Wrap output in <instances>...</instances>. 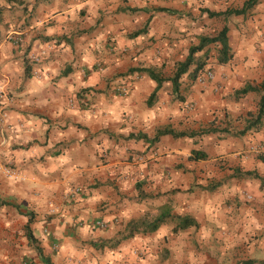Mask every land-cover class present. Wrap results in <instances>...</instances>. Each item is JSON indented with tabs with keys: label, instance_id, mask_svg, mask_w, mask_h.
<instances>
[{
	"label": "clouds",
	"instance_id": "1",
	"mask_svg": "<svg viewBox=\"0 0 264 264\" xmlns=\"http://www.w3.org/2000/svg\"><path fill=\"white\" fill-rule=\"evenodd\" d=\"M0 264H264V0H0Z\"/></svg>",
	"mask_w": 264,
	"mask_h": 264
}]
</instances>
